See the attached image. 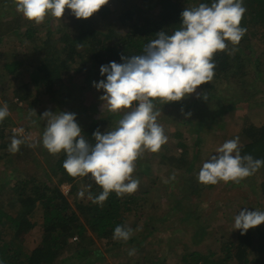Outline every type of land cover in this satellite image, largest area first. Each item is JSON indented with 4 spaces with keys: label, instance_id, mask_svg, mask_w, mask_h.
I'll return each instance as SVG.
<instances>
[{
    "label": "trees",
    "instance_id": "obj_1",
    "mask_svg": "<svg viewBox=\"0 0 264 264\" xmlns=\"http://www.w3.org/2000/svg\"><path fill=\"white\" fill-rule=\"evenodd\" d=\"M139 1L109 0L107 5L88 19H77L71 14V10L66 8L62 18H55L60 24L55 34H48L45 30L38 29L32 21L20 13L6 25L9 31H4L0 26V44L12 47L15 45L18 48L24 43L23 39L29 41L33 38L35 44L30 52L22 54L20 58H14L8 53L9 50L0 51V66L2 65L6 73L3 81L11 84V76L17 78L19 71L27 67L33 79H42V91L47 96L54 93L66 95L64 82H68L67 74L77 75L82 72L86 75H94L96 73L95 76H99L100 81H106V75L101 76L100 74L102 65H108L113 61L119 64L121 53H128L131 56L143 54L145 45L157 38L158 32L165 31L167 34H172L180 27L181 13L186 8H195L201 3L210 6L214 2V0H156L157 12L154 13L146 7V3L154 2V0H142L145 6L140 13H137L134 9ZM243 5L247 11L240 26L247 29L246 34L238 45L233 46L230 41H226L228 49L214 54L213 62L216 65L214 77L210 82L200 86L203 92L211 93V96L220 95L226 103L244 104L252 110L255 104L263 103L254 98L257 96L255 89L264 90L255 88V83L261 81L260 76L264 74L260 60L261 55L264 56V0H243ZM117 10L120 13L115 16ZM6 11L8 12L9 9ZM6 11H1L0 15ZM112 17L114 19L110 25L108 21ZM22 20L24 21L21 22ZM10 31L15 34L13 33L11 37L4 40L3 35L12 34ZM253 36L260 39L263 45L262 51L254 50ZM233 47L236 51L231 52ZM219 83L221 87H224L218 94L216 88ZM30 85V82H24L17 86L13 93L14 98L25 102L29 108L32 103ZM42 91L40 95L43 94ZM201 101V97L195 101L186 96L180 102L184 110L190 111ZM153 102L155 109L159 111L165 110L168 105L167 102H157V99ZM9 121L10 118L6 117L0 122V152L4 151L6 146L9 148L11 144L13 132L9 129ZM110 121V118L100 119L93 115L89 116L86 122L80 125L82 135L94 145L93 133L97 129L101 133L111 131L108 127ZM195 124L197 126L193 124L191 131H197L198 125L202 123ZM237 127L240 130L238 137L244 141L240 144V154L264 160V121L260 124L242 122L238 123ZM180 144L185 151L182 154H174L172 148H167L166 154L161 158L162 163H166L165 165L171 166L174 170L190 172L195 169L196 160L200 162V156L195 152L190 158L187 157L186 143ZM9 154L18 169L23 172L24 177L17 183V188L8 195L7 205H0V264H59L71 247L69 241L73 239L79 241L76 242V246L80 248L76 251L74 258L84 260L91 253L87 247L82 245L89 247L94 245L90 235L97 240L114 241L115 227L126 226L125 219L127 214L133 210L134 198L124 195L118 197L115 192H111L103 206L93 203L92 200L88 203L84 201L69 203L68 197L75 198L76 186L74 184L78 180L88 181L89 194L92 197L101 194L103 189L91 179V174L88 177L70 176L63 167L66 159L65 152L51 154L53 163L50 166L55 180L54 184L46 180V174L40 166L34 165V162H38L39 159L27 143L22 144L18 152L13 153L9 150ZM202 165L200 164V168L194 171L196 177L186 178L188 182H192L190 187L193 193H196L200 186L196 178ZM150 168L149 166L144 167L138 175L150 173ZM261 171H264V166H261L257 172ZM254 175L245 178L239 184L253 182ZM139 181L141 188V177ZM262 181L261 190L264 194V179ZM65 183L71 186L68 196L60 188ZM232 185L237 184L233 182ZM205 186L214 187V185ZM17 206L20 207L16 212ZM136 208L137 211L142 210L138 206ZM38 209L42 212L43 225L38 228L37 232L38 246L31 248L22 241L21 236L30 229V218ZM201 212L202 206L195 203L188 211L186 221L192 217L198 219ZM10 225L12 227H9ZM236 241L228 242L223 247L222 255H217L213 251L207 254L195 251L191 255L196 258V264H232L233 262L235 264H264V229L256 226L247 230L243 235L238 230ZM101 253L98 250L95 252L98 255Z\"/></svg>",
    "mask_w": 264,
    "mask_h": 264
},
{
    "label": "rangeland",
    "instance_id": "obj_2",
    "mask_svg": "<svg viewBox=\"0 0 264 264\" xmlns=\"http://www.w3.org/2000/svg\"><path fill=\"white\" fill-rule=\"evenodd\" d=\"M155 1L146 3V7L154 13L157 12ZM144 6L145 3L140 0L134 10L140 13ZM6 9L9 11L7 12ZM3 10L6 12L0 15V26L4 31H9L10 29H7L6 25L12 18L19 16L20 12L17 11L15 0H0V13ZM119 13L120 11L117 10L115 16H118ZM141 16L144 17L143 14ZM113 19L114 17L110 18L108 24L111 25ZM32 23L48 34H55L60 28L59 22L51 15L47 16L40 24H36L34 21ZM11 33H5L3 39L15 34L13 31ZM253 38L254 50L262 51L263 45L260 39L255 36ZM23 41L22 46L18 48L15 45L12 47L0 44V51L9 50L8 53L14 58H20L22 54L30 52L35 44L34 38L29 41L23 39ZM122 55L131 56L128 53H121L118 60L120 63H123ZM260 60L262 62L261 70L264 71L263 55ZM2 68L1 65L0 107L5 103L8 105L10 111V115L7 116L10 118L9 129L13 134L15 131L18 137L21 128L24 129L26 135H30V142L36 143V147L30 148L39 159L38 162H34V165L40 166L46 174V180L53 184L55 180L50 166L53 161L51 154L42 145L46 121L42 120L40 116L45 111L57 112V114L61 111L75 113L79 126L92 115L100 119L110 118L108 127L113 130L118 126V121L123 118L124 113L130 110L121 109L114 113L108 110L106 103L102 108L104 102L100 97L105 93L103 89L97 90L93 86L94 81L97 83L100 81L99 76H95L96 73L94 75H86L82 72L77 75L67 74L68 82H64L66 95L54 93L47 96L42 91V79H33L27 67L19 71L17 78L11 76V84L3 81L6 73ZM260 79L263 81L256 82L255 88L264 89V74L260 76ZM24 82L31 83L32 103L30 108L25 102H20L16 97H13L14 90ZM228 85L232 87L230 84ZM217 86L216 91L219 94L224 86L221 87L220 83ZM255 90L257 96L254 99L263 103L255 104L252 110L244 104L226 103L220 95L211 96V93L203 92L201 86H198L195 93L188 95V99L191 98L195 101L202 98V101L190 111L184 110L180 101L168 102L165 110H160L161 114L157 118V123L164 128L168 141L162 145L158 152L153 153L145 150L143 155L137 159L138 164L135 162L136 170L133 173V178L140 179L141 177L142 186L138 187V190L133 194H124V196L135 200L133 210L127 214L125 219L126 226L133 229L131 238L127 241H107L97 240L93 235H90L94 245L91 247L82 245L87 247L91 253L84 260L74 258L76 251L80 248L76 246V242L79 241L73 239L69 241L71 247L59 264H196L197 261L191 255L192 252L198 251L207 254L213 251L217 255H222L223 247L228 242H237L238 230L234 229V218L239 214V211L244 208H248L249 211H264V194L261 190L264 171L257 172L253 177V182L242 185H232L233 182L220 181L210 188L200 183L196 193L192 192L190 187L192 182H188L186 178L196 177L194 171L200 168V164L206 162L211 156L218 155L216 149L222 146L225 141L239 135L238 123L260 124L264 121V90ZM36 91L38 92L36 93ZM41 91L43 94L40 95ZM204 95H207V99L204 98ZM157 102L165 103L166 101L157 99ZM135 106L136 102H133V107ZM34 110L37 115L29 116V113ZM189 113L190 115H188ZM194 122L202 123L198 125L197 131L190 129L193 124L197 126ZM182 142L186 143L188 153L185 154L187 157L190 158L195 152L200 156V162L196 160L195 169L190 172L174 170L171 166L165 165L166 163H162L161 160L162 156L166 154L167 148H172L174 154H182L185 151L180 144ZM242 142H244L243 139L240 140V144ZM146 166L151 167L150 173L138 175V172L144 170ZM22 177H24L23 172L18 169L15 161L10 157L9 148L6 146L4 151L0 152V205H7L8 195L17 188V183ZM87 182V180L76 181L74 184L76 186L75 198L68 197L70 204H74V201L88 203L91 200ZM63 186H67L69 189L71 186L65 183L60 187L62 192L68 196L69 193H66ZM81 191L84 193L83 196L79 195ZM195 203L202 206V212L198 219L192 217L186 221L188 211ZM136 206L142 210L137 211ZM19 207H16V212ZM30 224V229L22 234L21 239L31 248H35L39 244L38 228L43 225L40 209L31 216ZM258 227L264 229V223ZM132 249H135V252L133 255H129ZM97 250L102 253L95 254Z\"/></svg>",
    "mask_w": 264,
    "mask_h": 264
},
{
    "label": "clouds",
    "instance_id": "obj_3",
    "mask_svg": "<svg viewBox=\"0 0 264 264\" xmlns=\"http://www.w3.org/2000/svg\"><path fill=\"white\" fill-rule=\"evenodd\" d=\"M17 11L36 24L44 22L49 15L62 18L66 8L77 19H88L109 3V0H15ZM247 9L243 0H214L209 6L201 3L186 8L182 23L172 34L160 31L155 39L145 45L143 54L121 56L123 63L110 62L100 68L106 81L93 82L97 90H104L100 99L111 112L130 109L118 121L114 130L93 133L95 144L82 135L76 122V114L45 111L40 118L46 121L42 145L50 154L66 153L63 167L72 177H88L102 187L96 197L89 194L93 203L103 206L111 192L118 197L138 190L139 179L133 178L136 161L145 150L158 152L168 141L164 128L157 123L160 111L154 100L174 102L196 92L198 86L210 82L216 67L213 56L228 49L226 41L238 45L247 29L241 20ZM231 52L236 51L233 47ZM207 99V95H204ZM133 102H137L133 107ZM10 115L8 105L0 107V122ZM37 115L36 111L29 116ZM190 115V113L188 114ZM35 123V121H33ZM23 128L19 137L14 131L9 150L18 152L22 144L36 147L30 142ZM218 155L203 163L198 181L205 185L218 182L239 184L254 175L264 160L240 154L239 137L225 141L216 149ZM174 178V177H173ZM80 196L84 193L81 191ZM264 223V211L244 208L234 218V229L245 234L247 230ZM133 229L118 225L113 232L114 240L127 241ZM135 249L130 250L133 255Z\"/></svg>",
    "mask_w": 264,
    "mask_h": 264
},
{
    "label": "built area",
    "instance_id": "obj_4",
    "mask_svg": "<svg viewBox=\"0 0 264 264\" xmlns=\"http://www.w3.org/2000/svg\"><path fill=\"white\" fill-rule=\"evenodd\" d=\"M137 103V102H136ZM63 188H65L66 189V193H68L69 192V188L67 187V186H63Z\"/></svg>",
    "mask_w": 264,
    "mask_h": 264
}]
</instances>
